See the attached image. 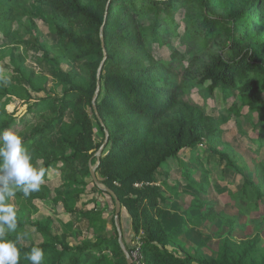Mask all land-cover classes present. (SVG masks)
Listing matches in <instances>:
<instances>
[{
    "label": "trees",
    "instance_id": "16d2710c",
    "mask_svg": "<svg viewBox=\"0 0 264 264\" xmlns=\"http://www.w3.org/2000/svg\"><path fill=\"white\" fill-rule=\"evenodd\" d=\"M28 1L48 8V21L57 37V46L48 47L35 36L37 59L58 67L68 58L81 67L80 72L57 68L61 96L43 111L39 106L50 99L33 98L30 91L6 86L0 79V133L19 134L33 164L44 169L39 191L25 197L18 190L14 198L32 206L34 200H44L49 189L44 181L55 167L64 180L55 199L73 209L75 192L69 183L90 176L96 152L106 139L95 173L98 183L110 188L126 209L133 232L140 233L143 264H264V251L254 241L232 243L233 252L224 244L215 257L190 255L179 234L163 225L168 206L159 201L160 187L154 176L171 170L170 162H176L181 151L193 152L203 141L224 165L237 169L234 161L241 158L237 152L227 144L223 152L214 148L220 140L219 120H226L235 110L224 108L220 119L215 118L190 92L207 85L209 94L217 89L224 98L227 92H236L240 103L249 108L264 104L259 95L264 91V0H0L4 38L14 41V26L20 18L35 16ZM101 43L106 59L93 103L103 57ZM165 50L168 56L161 57ZM24 70L18 72L24 75ZM29 70L26 80L32 90L42 91L33 81L37 74ZM8 98L28 105L18 118L7 109ZM69 110L73 122L64 120ZM92 119L101 134L99 141L94 139ZM57 128L61 137L55 141ZM254 129L259 131L255 140L262 144V121ZM257 177L258 183L244 180L242 194L264 203V174L258 171ZM196 189L199 194L207 192L202 183ZM197 198L198 214L212 210L208 199ZM213 218L228 224L230 230L239 220L225 212ZM50 223L49 219L33 223L45 239L37 245L18 242L22 236L27 238L20 221L15 231L7 233L20 252L19 264H31L25 256L33 247L44 251L41 264H107L110 257L113 264H127L117 238L105 240L103 248L99 243L71 246L51 234Z\"/></svg>",
    "mask_w": 264,
    "mask_h": 264
},
{
    "label": "rangeland",
    "instance_id": "374dc122",
    "mask_svg": "<svg viewBox=\"0 0 264 264\" xmlns=\"http://www.w3.org/2000/svg\"><path fill=\"white\" fill-rule=\"evenodd\" d=\"M27 5L35 16L20 18L19 25L14 26V29H17L15 42L0 34V79L6 86L30 91L33 98L50 99L39 106V111H43L52 101L57 102L61 96V89L55 78L57 68L65 71L74 68L80 72L81 63L66 58L56 67L43 59H37L35 36L48 47L57 46V37L52 24L48 21V8L32 1H28ZM32 20L35 22V28ZM167 56L168 51L165 50L161 57ZM18 69H26L24 75H21ZM29 69H33L37 74L33 81L44 88L42 91L34 92L26 80V76L31 74ZM259 95L264 100V91H259ZM190 96L203 104L215 118H219L220 111L224 108L231 113L235 110L236 113L226 120H219L220 140L214 148L223 152L226 149L224 145L227 144L241 158L235 159L237 169L233 170L211 152V146L205 141L193 152L181 151L177 161L170 162L171 170L157 172L154 175L156 184L160 187L159 201L168 206L162 217L163 225L174 235L178 233L184 235L186 245H183L194 257H215L224 244L233 252L235 248L232 243L237 244L243 240L254 241L255 247L259 251H264V203L250 197L251 194L249 198L242 194L245 179L258 183L257 172L264 174V139L262 144L255 140L259 131L254 129V124L259 120L262 121L264 129V104L252 109L240 103V97L236 92H227L224 98V94L217 89L209 94L207 85L193 89ZM27 106L18 105V100L13 98L6 100L7 109L14 111L16 118ZM86 110L91 114L88 107ZM64 120L74 121L71 110ZM92 122L94 139L99 141L101 134L93 119ZM60 137L61 131L57 128L53 140L57 141ZM76 179L77 183L73 181L69 183L71 190L75 192L74 206L70 210L66 209L63 201L55 199L56 189L64 181L62 174L55 167L48 170V179L44 181L49 188L44 200H34V206L25 201H18L14 197L8 201L16 211V220L20 221L26 230L27 238L22 236L18 242L23 246L44 242L45 239L36 231L33 223L49 219L51 234L59 237L64 243L71 246L99 243L103 248L105 240L117 238L125 251L131 253L132 264H142L136 262L133 257L136 247L141 244L140 233L133 232L126 209L122 207L117 218L121 229L119 237L114 220L115 203L101 190L104 186L95 185L90 176H79ZM201 183L206 185L205 195L197 192L196 185ZM197 197L208 199L212 210L198 214ZM220 212L238 216L237 226L230 230L228 224L213 218ZM187 215H191V218L186 217ZM184 220L187 221V225L184 224ZM168 248L171 249L170 246ZM108 260L107 264H113L111 257Z\"/></svg>",
    "mask_w": 264,
    "mask_h": 264
},
{
    "label": "clouds",
    "instance_id": "9594fccd",
    "mask_svg": "<svg viewBox=\"0 0 264 264\" xmlns=\"http://www.w3.org/2000/svg\"><path fill=\"white\" fill-rule=\"evenodd\" d=\"M44 169L33 164V158L23 138L10 130L0 133V264H19L20 252L6 238L16 230V211L8 201L19 190L25 197L40 190ZM25 258L31 264H41L44 251L33 247Z\"/></svg>",
    "mask_w": 264,
    "mask_h": 264
},
{
    "label": "water",
    "instance_id": "95a60500",
    "mask_svg": "<svg viewBox=\"0 0 264 264\" xmlns=\"http://www.w3.org/2000/svg\"><path fill=\"white\" fill-rule=\"evenodd\" d=\"M102 39V37H101ZM102 45V48L104 47L103 43H101ZM106 59V52L104 51V48H103V57H102V60L97 68V73H96V89H95V92H94V96L92 98V102L94 103L95 102V99L97 98V95H98V92H99V89H100V74H101V70H102V65L104 63ZM106 143V139L105 141L103 142V144L101 145V147L98 149V151L96 152V165L95 167L99 164V161H100V152L103 148V146L105 145ZM95 167H92L90 169V176L92 178V181L96 184V185H99L98 183V178H97V175L95 173ZM107 193L108 195L114 200V203H115V210H114V220H115V226H116V229H117V232H118V236L120 237L121 236V229L117 223V218L120 216V213H121V210H122V206H121V203L118 199V197L115 195V193L108 187H104L103 188ZM120 245H121V248L122 250L124 251L125 253V257H126V262L127 264H132V260L130 258V255L129 253H127L125 251V248L123 246V244L119 241Z\"/></svg>",
    "mask_w": 264,
    "mask_h": 264
},
{
    "label": "built area",
    "instance_id": "2783aa9c",
    "mask_svg": "<svg viewBox=\"0 0 264 264\" xmlns=\"http://www.w3.org/2000/svg\"><path fill=\"white\" fill-rule=\"evenodd\" d=\"M140 246H141V244L138 247H136V250L133 253V257H134L136 262H138V263L141 262L143 264Z\"/></svg>",
    "mask_w": 264,
    "mask_h": 264
},
{
    "label": "crops",
    "instance_id": "0c3cea01",
    "mask_svg": "<svg viewBox=\"0 0 264 264\" xmlns=\"http://www.w3.org/2000/svg\"><path fill=\"white\" fill-rule=\"evenodd\" d=\"M170 230V229H169ZM181 240H183L186 243V240L184 238V235L182 233H178Z\"/></svg>",
    "mask_w": 264,
    "mask_h": 264
}]
</instances>
